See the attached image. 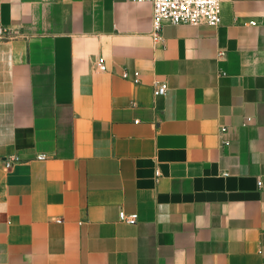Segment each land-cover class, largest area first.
I'll return each mask as SVG.
<instances>
[{"label":"crops","instance_id":"crops-1","mask_svg":"<svg viewBox=\"0 0 264 264\" xmlns=\"http://www.w3.org/2000/svg\"><path fill=\"white\" fill-rule=\"evenodd\" d=\"M0 264H264V0H0Z\"/></svg>","mask_w":264,"mask_h":264},{"label":"built area","instance_id":"built-area-1","mask_svg":"<svg viewBox=\"0 0 264 264\" xmlns=\"http://www.w3.org/2000/svg\"><path fill=\"white\" fill-rule=\"evenodd\" d=\"M150 2L153 7V28L155 32H161L163 26L167 23L179 25L188 23L191 25H209L216 26L221 23L222 19V0H134ZM100 71L106 70L104 58L98 61ZM136 75L138 73H135ZM124 77H128L127 71L123 72ZM156 94L165 95L167 86L164 82H155ZM45 155H39L44 158ZM19 160L18 156H13L12 160L6 162L10 167L13 161ZM119 218L126 223H135L137 221V213H126L120 211Z\"/></svg>","mask_w":264,"mask_h":264}]
</instances>
